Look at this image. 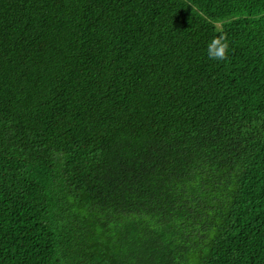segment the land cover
I'll return each mask as SVG.
<instances>
[{
	"label": "trees",
	"instance_id": "16d2710c",
	"mask_svg": "<svg viewBox=\"0 0 264 264\" xmlns=\"http://www.w3.org/2000/svg\"><path fill=\"white\" fill-rule=\"evenodd\" d=\"M0 264H264V0H0Z\"/></svg>",
	"mask_w": 264,
	"mask_h": 264
},
{
	"label": "clouds",
	"instance_id": "9594fccd",
	"mask_svg": "<svg viewBox=\"0 0 264 264\" xmlns=\"http://www.w3.org/2000/svg\"><path fill=\"white\" fill-rule=\"evenodd\" d=\"M228 42L224 35L214 36L207 45V55L210 60H226L228 56Z\"/></svg>",
	"mask_w": 264,
	"mask_h": 264
}]
</instances>
